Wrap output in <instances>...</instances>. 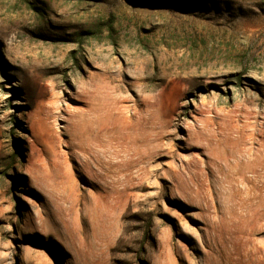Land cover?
I'll use <instances>...</instances> for the list:
<instances>
[{
  "label": "rangeland",
  "instance_id": "374dc122",
  "mask_svg": "<svg viewBox=\"0 0 264 264\" xmlns=\"http://www.w3.org/2000/svg\"><path fill=\"white\" fill-rule=\"evenodd\" d=\"M0 264H264V0H0Z\"/></svg>",
  "mask_w": 264,
  "mask_h": 264
}]
</instances>
